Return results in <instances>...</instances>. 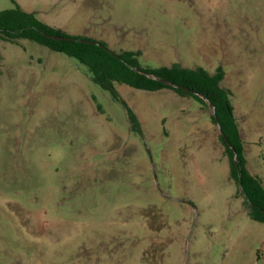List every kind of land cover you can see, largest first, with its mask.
I'll list each match as a JSON object with an SVG mask.
<instances>
[{
  "label": "rangeland",
  "instance_id": "374dc122",
  "mask_svg": "<svg viewBox=\"0 0 264 264\" xmlns=\"http://www.w3.org/2000/svg\"><path fill=\"white\" fill-rule=\"evenodd\" d=\"M16 1L143 67H222L264 186V0ZM114 87L143 136L75 59L0 39V264H264L212 108Z\"/></svg>",
  "mask_w": 264,
  "mask_h": 264
},
{
  "label": "trees",
  "instance_id": "16d2710c",
  "mask_svg": "<svg viewBox=\"0 0 264 264\" xmlns=\"http://www.w3.org/2000/svg\"><path fill=\"white\" fill-rule=\"evenodd\" d=\"M10 1L12 8L0 11V39L13 43L20 39L29 40L75 59L90 75L92 82L108 90L114 99L122 103L132 130L139 135L143 136L140 123L128 104L119 97L114 84L146 91L168 89L181 97L193 98L202 109L213 106L216 119L212 113L210 118L222 131L219 140L228 156L229 177L237 184L243 196L248 216L256 222L264 223V186L246 168L243 143L231 104L233 93L221 84L225 76L222 67H217L214 73H209L202 67L184 68L178 63L169 67H143L142 53L139 50L115 52L101 40L68 35L40 20L34 12L23 10L16 0ZM48 36L64 39L56 40ZM160 80L197 92L201 97L170 87Z\"/></svg>",
  "mask_w": 264,
  "mask_h": 264
},
{
  "label": "water",
  "instance_id": "95a60500",
  "mask_svg": "<svg viewBox=\"0 0 264 264\" xmlns=\"http://www.w3.org/2000/svg\"><path fill=\"white\" fill-rule=\"evenodd\" d=\"M48 37L53 38V39H56V40H63V39H64V38H60V37H52V36H48ZM83 41H84V40H83ZM85 42H87V41H85ZM160 81L163 82L164 84L170 86V87H175V88H178V89L184 90V91H186V92H188V93H192V94H194V95H197V96L201 97L197 92L191 91V90H189V89H187V88H184V87H182V86H179V85H175L174 83H172V82H170V81H167V80H160ZM205 101H206V100H205ZM209 105H210V104H209ZM210 107L212 108V114H213L214 118L216 119V115H215V113H214V111H213V106L210 105ZM218 129H219L220 134H222V131L220 130L219 126H218ZM224 139H225L226 143L230 146V144H229V142L227 141V139H226V138H224ZM232 151H233V153H234V156L236 157V152H235V150H234L233 148H232Z\"/></svg>",
  "mask_w": 264,
  "mask_h": 264
},
{
  "label": "crops",
  "instance_id": "0c3cea01",
  "mask_svg": "<svg viewBox=\"0 0 264 264\" xmlns=\"http://www.w3.org/2000/svg\"><path fill=\"white\" fill-rule=\"evenodd\" d=\"M18 3V2H17ZM19 4V3H18ZM20 5V4H19ZM21 6V5H20ZM22 7V6H21ZM22 9L23 10H25L26 12H34L36 15H37V17L40 19V20H42L43 22H45V18H44V16H43V14L41 15V13L39 14V12L38 11H36V10H34V9H24L23 7H22ZM46 24H48V25H50V26H52V27H54V28H58V29H60V30H62L63 32H65L63 29H61L60 27H58V26H55V25H52L51 23H49V22H45ZM66 33V32H65ZM110 48V47H109ZM131 51V50H130ZM175 62H172V64H174ZM171 64V65H172ZM170 65V66H171ZM166 67H169V66H166ZM222 84V83H221ZM224 86V85H223ZM225 87V86H224ZM227 88V87H226ZM163 90H165V89H163ZM204 111V110H203ZM234 114V113H233ZM136 115V114H135ZM235 117V116H234ZM236 118V117H235ZM237 120V119H236ZM238 124V123H237ZM239 135H240V133H239ZM240 138H241V136H240ZM243 143V142H242Z\"/></svg>",
  "mask_w": 264,
  "mask_h": 264
}]
</instances>
